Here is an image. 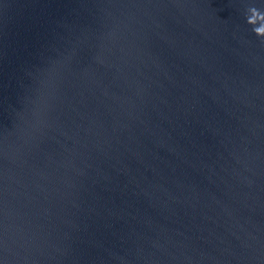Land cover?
Here are the masks:
<instances>
[{
  "label": "water",
  "instance_id": "1",
  "mask_svg": "<svg viewBox=\"0 0 264 264\" xmlns=\"http://www.w3.org/2000/svg\"><path fill=\"white\" fill-rule=\"evenodd\" d=\"M261 16L0 0V264H264Z\"/></svg>",
  "mask_w": 264,
  "mask_h": 264
},
{
  "label": "clouds",
  "instance_id": "2",
  "mask_svg": "<svg viewBox=\"0 0 264 264\" xmlns=\"http://www.w3.org/2000/svg\"><path fill=\"white\" fill-rule=\"evenodd\" d=\"M253 11H256L255 8H251ZM261 19H264V16H261ZM247 23L251 25H256V21L252 19L251 17H247ZM253 32L258 37H264V25H260L259 27H254Z\"/></svg>",
  "mask_w": 264,
  "mask_h": 264
}]
</instances>
